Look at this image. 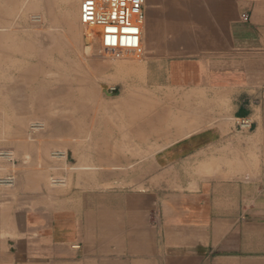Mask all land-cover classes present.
Returning <instances> with one entry per match:
<instances>
[{"label": "crops", "instance_id": "crops-1", "mask_svg": "<svg viewBox=\"0 0 264 264\" xmlns=\"http://www.w3.org/2000/svg\"><path fill=\"white\" fill-rule=\"evenodd\" d=\"M219 2L192 0L171 41L144 44L157 104L170 101L172 121L187 105L190 120L155 152L101 155L148 160L76 169L64 187L47 186V160L30 152L0 187V264H264V0ZM163 49L194 52L153 58Z\"/></svg>", "mask_w": 264, "mask_h": 264}, {"label": "rangeland", "instance_id": "rangeland-1", "mask_svg": "<svg viewBox=\"0 0 264 264\" xmlns=\"http://www.w3.org/2000/svg\"><path fill=\"white\" fill-rule=\"evenodd\" d=\"M80 1L0 2V45L4 47L0 50V150L13 152L15 165L9 170L14 176L19 163L30 160V152L36 153L39 161L47 160L50 169L49 154L54 150L67 155L68 184L76 169L87 166H100L104 172L110 166L118 170L134 167L148 159L101 155L107 151L155 152L168 144L157 141L190 120L187 105L175 112L172 121L170 101L157 104L155 60L150 64L144 61V44L149 42L151 47L156 37L171 41L172 17L177 11L191 9L192 0H145L142 53L119 58L101 51L100 34L87 39L89 30H99H86L80 24ZM219 1L212 0V7H218ZM155 52L171 62L188 58L194 51L163 49L153 51V58ZM11 82L14 97L4 96ZM164 90L169 97L171 87ZM33 123L44 127L31 130ZM49 169L47 186L55 172Z\"/></svg>", "mask_w": 264, "mask_h": 264}, {"label": "built area", "instance_id": "built-area-1", "mask_svg": "<svg viewBox=\"0 0 264 264\" xmlns=\"http://www.w3.org/2000/svg\"><path fill=\"white\" fill-rule=\"evenodd\" d=\"M145 0H81L79 22L86 27L96 28L100 34V47L103 53L119 58L124 54L139 56L142 53V23L144 21ZM247 20L246 15H242ZM113 91L114 88H111ZM237 129L248 131L252 123L248 118H238ZM42 123L31 124V130H42ZM54 164L65 163L67 155L62 150L50 153ZM0 163L15 165V157L10 150H0ZM55 171L51 178L52 186H61L65 182L67 171L63 166H52ZM15 184V176L9 172L0 176V187L10 189Z\"/></svg>", "mask_w": 264, "mask_h": 264}, {"label": "bare ground", "instance_id": "bare-ground-1", "mask_svg": "<svg viewBox=\"0 0 264 264\" xmlns=\"http://www.w3.org/2000/svg\"><path fill=\"white\" fill-rule=\"evenodd\" d=\"M80 5V4H79ZM41 21V20H40ZM143 23H144V21H143ZM143 23H142V25H143ZM81 24V23H80ZM82 25V24H81ZM83 26V25H82ZM83 27H86V26H83ZM86 28H88V29H86ZM85 29L86 30H89V29H96V28H91V27H86ZM89 31H92V30H89ZM87 34V36L88 37H98L97 35H98V32H90V33H86ZM104 62V61H103ZM105 64L106 65H108V63L107 62H105ZM49 160H50V165H51V169H52V171H54L53 170V167L52 166H55V165H58V166H63L64 167V169H68L67 168V166H68V164H67V166H66V164L65 163H56V164H54V162L52 161V159H51V157H50V154H49ZM7 167L8 168H14V166L12 165V164H1L0 163V171H3V170H5V169H7ZM9 171V170H8ZM10 172V171H9ZM68 172V171H67ZM12 173V172H11ZM55 173V172H54ZM53 173V174H54ZM63 173H65V171L63 172ZM13 174V173H12ZM51 175V177H50V179H49V182H51V178H52V176H54V175H57V174H54V175ZM14 175V174H13ZM65 175V174H64ZM66 175H67V173H66ZM65 175V183L63 184V185H61V186H58V187H64L65 185H66V183H67V176ZM50 185H51V183H50Z\"/></svg>", "mask_w": 264, "mask_h": 264}]
</instances>
